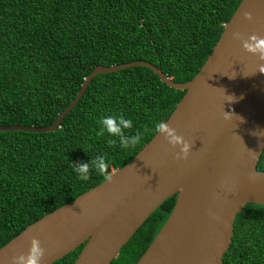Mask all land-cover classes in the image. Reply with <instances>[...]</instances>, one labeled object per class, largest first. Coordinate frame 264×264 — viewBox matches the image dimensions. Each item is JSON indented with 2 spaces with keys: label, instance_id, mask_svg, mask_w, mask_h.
Returning a JSON list of instances; mask_svg holds the SVG:
<instances>
[{
  "label": "trees",
  "instance_id": "trees-1",
  "mask_svg": "<svg viewBox=\"0 0 264 264\" xmlns=\"http://www.w3.org/2000/svg\"><path fill=\"white\" fill-rule=\"evenodd\" d=\"M240 0H0V124L50 125L96 65L149 61L177 82L199 70ZM185 90L141 65L93 76L59 126L0 130V247L28 224L125 165L168 118ZM132 121L124 139L100 133L102 116ZM118 121L113 120L116 124ZM113 141V142H109ZM103 155V174L72 164ZM257 169L264 171V148ZM163 200L110 264H135L175 202ZM83 244L50 264H72ZM221 264H264V205L236 213Z\"/></svg>",
  "mask_w": 264,
  "mask_h": 264
},
{
  "label": "water",
  "instance_id": "water-1",
  "mask_svg": "<svg viewBox=\"0 0 264 264\" xmlns=\"http://www.w3.org/2000/svg\"><path fill=\"white\" fill-rule=\"evenodd\" d=\"M247 13V15H245ZM264 0H240L188 81L145 60L96 65L47 126L0 124V130L56 129L99 73L141 65L185 90L157 132L97 185L28 224L0 247V264H50L83 244L72 264H110L147 216L176 194L166 220L135 264H221L245 203L264 205Z\"/></svg>",
  "mask_w": 264,
  "mask_h": 264
},
{
  "label": "clouds",
  "instance_id": "clouds-1",
  "mask_svg": "<svg viewBox=\"0 0 264 264\" xmlns=\"http://www.w3.org/2000/svg\"><path fill=\"white\" fill-rule=\"evenodd\" d=\"M247 15V13H245ZM255 48L264 47V42L257 44L254 46ZM117 120L116 124L113 123V120ZM100 125L99 132L102 134L105 131L111 136H117L120 138V141L124 146L129 144H135L136 141L139 139V135L131 136L129 139H124V129L130 128L132 126V121L130 119H125L122 114L117 116H102L99 121ZM164 125H159V128H162ZM110 143L113 141H109ZM94 167L97 172L103 174L106 169V161L103 155L95 157L90 160V162H82L79 165L73 163L72 169L76 172L77 178L80 180H87L89 178V166ZM39 255V249L33 245L32 253L27 259V264H36L37 257Z\"/></svg>",
  "mask_w": 264,
  "mask_h": 264
}]
</instances>
